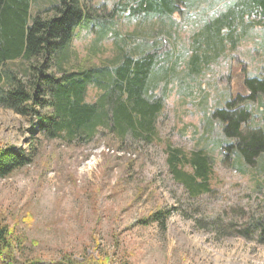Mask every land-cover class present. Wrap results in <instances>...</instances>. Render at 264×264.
Masks as SVG:
<instances>
[{
    "label": "rangeland",
    "instance_id": "374dc122",
    "mask_svg": "<svg viewBox=\"0 0 264 264\" xmlns=\"http://www.w3.org/2000/svg\"><path fill=\"white\" fill-rule=\"evenodd\" d=\"M83 1L102 18L117 3L127 4ZM238 1L177 0L178 11L171 17L115 12L122 37L143 39L131 40V46L166 49L160 66L169 71L167 81L158 78L156 83L157 94L165 95L157 139L136 153L118 152L102 139L83 147L48 142L34 116L0 108V149L30 155L39 146L30 167L0 180V222L23 239L26 256L41 264L90 255L107 264H264V244L239 233L252 219L264 216V152L254 165L246 164L228 149L235 139L225 135V125L213 116L226 111L229 102L234 107L235 95L244 93L248 100L236 105L249 115L241 131L264 133V94L249 98L251 91L243 89L245 79H264V27L259 19L247 17L251 28H237L241 39L235 47L227 41L216 61L202 64L199 74L188 73L194 39ZM95 28L92 24L80 30L74 40L79 59L92 52ZM110 39L99 44L94 64L112 59ZM164 82H169L166 90ZM96 97L97 91L90 89L87 101ZM168 145L209 156L212 193L187 197L167 173ZM162 207L172 210L166 229L145 226Z\"/></svg>",
    "mask_w": 264,
    "mask_h": 264
},
{
    "label": "trees",
    "instance_id": "16d2710c",
    "mask_svg": "<svg viewBox=\"0 0 264 264\" xmlns=\"http://www.w3.org/2000/svg\"><path fill=\"white\" fill-rule=\"evenodd\" d=\"M49 2L0 0V108L34 116L40 135L48 142L83 147L102 139L108 140L107 147L114 145L118 152L129 155L139 146L154 143L165 99L157 94L156 83L158 78L167 81L169 73L160 66L165 62L160 54L166 49L143 51L131 46V40L143 39L122 37L114 17L117 11L135 17H171L178 11L177 0H127L124 6L117 3L110 16L103 18L91 13L83 0ZM247 17L259 19L264 27V0H239L205 25L193 41L188 73L199 74L202 64L216 61L227 41L235 47L241 39L237 28L244 32L251 28L245 22ZM92 24L97 32L92 52L79 59L73 42L80 30H88ZM108 38L113 40L115 54L107 63L94 64L99 44ZM164 83L166 90L169 82ZM90 89L97 91L93 102L87 101ZM243 89L251 91L249 98L257 92L264 94V79H245ZM234 99L235 106L229 102L226 111H215L214 120L223 122L225 135L235 139L228 149L252 166L264 152V133L241 131L249 115L236 105L248 99L244 93H237ZM38 150L39 146L26 155L12 148L0 149V180L30 167ZM166 155L169 177L189 199L212 193L214 171L208 155L203 151L187 153L171 145ZM135 162L131 160V164ZM171 213L170 208H158L143 224L166 229ZM247 225L239 231L240 236L264 244V216ZM23 245V239L0 222V264H41L25 255ZM101 258L90 255L77 261L65 256L57 264H107Z\"/></svg>",
    "mask_w": 264,
    "mask_h": 264
}]
</instances>
